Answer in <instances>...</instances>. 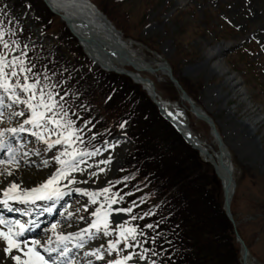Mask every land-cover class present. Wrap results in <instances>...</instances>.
I'll use <instances>...</instances> for the list:
<instances>
[{
  "label": "rangeland",
  "instance_id": "rangeland-1",
  "mask_svg": "<svg viewBox=\"0 0 264 264\" xmlns=\"http://www.w3.org/2000/svg\"><path fill=\"white\" fill-rule=\"evenodd\" d=\"M39 1L0 0V21L4 23L6 29H10L14 33V35H5L4 37L5 40L9 41L11 50H5L0 44V54L7 56L9 60L12 57H19L25 62V68L31 67L32 71L27 73L29 76L27 82L32 81L33 74L40 75L36 71L43 69L42 65L45 63L39 54L31 55L33 52L31 48L35 47V43L45 45L55 43L59 48L64 46L66 50L72 48V51H75L71 57L74 66L83 65V70L92 74L100 72L101 70L94 63H91L87 57L85 58L76 39L70 34L60 17L44 9L42 2ZM91 1L110 19L124 40L134 43V46L129 47V49L136 58L152 65H157L160 59L168 63L176 78L190 93L196 104L215 121L227 145L234 167L237 192L232 209L238 230L249 244L257 263L264 264V0ZM12 41H16L19 47L13 46ZM224 46H230V48L228 50L222 49ZM19 67L17 65L18 72ZM6 71H10V69H6ZM111 76L110 79L102 74L101 78L96 79L94 85L97 84L101 87L103 95L94 99L95 104L90 105L89 108L93 111H87L89 114L92 113L101 118L100 123L104 125H106V121L113 123L120 121V125L123 127L122 133L101 145L93 147L86 144L79 148L83 151L87 150L86 152L94 151L97 154L83 157V159H87L84 161H87L88 164L86 168L82 169L83 171H78L82 174L78 175L79 178L78 176L75 177V180H78L77 183H74L75 188L98 193L103 188H110V192L105 195L111 196L112 193L120 191L117 190L119 186L114 187L117 181L124 179V181L132 183L131 172L134 173L137 170L136 165L139 159L141 163L145 161V158L142 160L141 157L144 153L152 157L156 150L160 154L163 149L166 152L165 156L169 159L170 166L172 163L178 162L184 165L183 168L188 170L187 173L195 182L196 189L201 185L207 192L215 193L216 190L223 204L224 192L216 178L213 179L212 167L203 164L199 159L200 164L195 157L198 154L183 140L181 141L179 135L180 138L170 133L169 127L162 121L156 120V107L142 87L134 84L126 76L116 74H111ZM149 77L165 101L174 104V106L179 103L180 110L171 107L170 110L185 118L195 135L216 151L218 146L211 134V128L191 113L190 106L181 100L179 91L174 87L169 77L161 73ZM9 79L13 87H16L17 80L20 83H25L23 74ZM237 81L240 82L239 85L235 84ZM51 85H55V88H51ZM51 85L48 84L45 87L46 90H51L54 94L59 93L58 91L64 92L67 89L65 84L53 82ZM67 87V91H71V95L78 90L80 94L89 90L88 84L79 85V89L75 88V85ZM2 93L3 90L0 89V94ZM16 93L20 95L21 100L27 99L30 95L29 93H20L18 87ZM93 93L91 91L89 95H93ZM125 95L128 99L134 100L133 109L125 106L126 102H129L121 99ZM77 96H74L73 101L69 100L72 103L67 98L68 102L63 100L62 104L70 116L74 115V117L68 115L69 119L72 121L74 118L86 120V117H80L84 114L83 112L75 111V103L82 101ZM58 98H60L59 95ZM6 104L12 106L4 109V115L0 118V129L18 128L25 119L30 118V110L25 104H12L11 99H6ZM82 108L86 110L88 107L83 106ZM21 111L25 113L24 116L9 118L11 113ZM135 117L136 120H134ZM247 124L252 128L249 129ZM78 125L81 124L78 123ZM156 126L160 131L159 139L155 140L157 143L152 134ZM24 127L29 129V131L20 132L26 139V145L21 153L16 151L14 156L15 158L30 157L33 161L31 164L21 162L19 166L3 168L0 172L11 170L12 175L0 176L4 182L12 178L18 180L16 175L20 172V177L26 188H34L45 182L51 174L60 168L61 165L56 163L52 157L63 151L64 146L57 145L50 151L45 150L43 142L31 135V132L37 131V129L31 125H24ZM130 133L139 138L141 149L137 148ZM80 135L83 142H89L91 136L83 133ZM6 136H4L5 141L7 140ZM51 139L54 140L56 137L52 136ZM164 139L170 145L168 142L165 147H163L165 143L159 144ZM9 141L12 142L13 137ZM18 141L15 139L17 145H22V142ZM151 141H154L156 147H161L160 150L155 148ZM78 144L80 146L82 143ZM9 150L1 156L3 157L2 161L9 157ZM36 150H38V154ZM137 151L139 153L134 154ZM135 155L137 156L136 159ZM63 158L67 159V157ZM172 159L174 160L172 161ZM44 160H48L47 166L43 164ZM2 164L0 163V166ZM144 165L147 169L152 168L150 163ZM18 170L19 172L15 173ZM92 173H96V175H91ZM144 179H148V176ZM80 181H87V183ZM0 186L3 189L7 187L5 184ZM72 194H75L70 197L72 207L66 214H63L70 222L60 225L62 228H57L52 236L69 232L70 229L78 230L86 223L90 227L95 220L92 213L98 210L101 205L107 206V200L103 201L101 195L97 197V203L94 207L95 204L91 203V197L84 195L82 191L70 195ZM193 194L200 196L199 192ZM105 195L103 197H106ZM135 195L127 196L125 201L119 199L120 201L113 205V209L132 208V211L130 213L123 211L115 213L113 211L108 218L109 231L112 234L106 237L101 232L102 239L98 240L94 247H88L90 248L89 252H93L97 248L106 246L107 253L103 260L93 256L101 264H108L107 259L118 260L129 253H141L139 251L141 246L139 249L137 247L127 248L123 241L118 245L117 250L109 248V243L119 238L120 223H123L125 227L137 229L136 241L129 238L127 243L139 242L140 244V241L143 242L139 227L141 223L144 224L147 212L146 206L140 201L145 199L150 204L151 196L148 192L143 191H137ZM72 197H74L73 200ZM191 201V211H193L195 200ZM127 202L130 205L126 206ZM179 204H185L180 208L184 211L186 201L180 200ZM133 216L136 219H132ZM90 217L93 218L86 222ZM73 222L76 224L75 228L69 226ZM233 243L240 263V246L234 240ZM121 248L125 249L126 253H121ZM22 253V251L12 252V256L19 255L21 260L23 257V260H28L26 255ZM4 254V252L0 253V264H15V261L10 258L11 256ZM43 255L48 257L45 252ZM150 262L149 258L140 260L138 256H134L128 264H151ZM167 264H169L168 261Z\"/></svg>",
  "mask_w": 264,
  "mask_h": 264
},
{
  "label": "trees",
  "instance_id": "trees-1",
  "mask_svg": "<svg viewBox=\"0 0 264 264\" xmlns=\"http://www.w3.org/2000/svg\"><path fill=\"white\" fill-rule=\"evenodd\" d=\"M41 4L44 9H47L43 3ZM68 36L70 35L68 34ZM74 52L72 48L71 50H66L64 46L59 48L54 44L49 48L40 47L31 55L39 54V57L45 61L42 65L43 69L36 71V73L40 74L39 78L42 84L51 85V83L56 82L65 84L64 86L67 89V86L75 85V88L79 89V85H89V90L82 92V94L78 90L71 95L70 91L69 95L71 97H68V101L70 99L73 101L74 96L80 94L77 98L79 100L82 99V101L76 100L78 102L74 106L76 112L84 113L80 115L81 118L86 117V120L83 119L84 122H81L82 128L84 127L85 130H88L89 135H94L97 141H101L106 136L114 135L123 129L120 121L118 123L106 121V125H104L100 123L101 118L96 117L92 113L89 114L87 111H93V109L89 108L90 105L95 104L94 99L103 95L101 87L97 86V84L94 85L96 79L101 78L102 74L110 79L112 76L101 71L93 74L89 73L83 70V65L80 67L74 66V63L71 62ZM45 76L48 79H45ZM67 89L65 90L66 92ZM91 91L94 92L93 95H89ZM121 99L129 101L126 102L125 106L134 108V100L128 99L127 95ZM65 101L68 102L67 99ZM83 106L88 108L83 110ZM155 110L156 120L162 121L169 127L170 133L179 137L170 124L159 113L157 114L156 108ZM134 120H136V117ZM103 125L105 126L104 128ZM152 134L154 141L159 139L160 131L157 126ZM130 135H132L137 148L141 149L139 138L132 133ZM165 140L159 142V144L165 143L163 147L167 146L168 141ZM180 140L182 141L181 138ZM154 141H151L153 145ZM168 145H170L169 142ZM154 146L159 150L161 148ZM135 153L138 154L139 152ZM165 155L166 152L163 149L160 154L156 150L155 155L152 157L144 153L141 157L142 160L145 158V161L141 163L139 159L136 165L137 170L134 173L131 172V186L137 188L138 191L148 192L152 198L151 204L148 206L150 208L148 210L149 224L151 223L152 227L150 229L153 232L147 242L149 250L152 252L157 251L155 253L161 256L162 262L160 264H167V261L169 264H240L237 250L233 243V240L235 242L233 229L225 215L218 192L216 190L215 193L207 192L201 185L196 189L195 182L187 173L188 170L183 168L184 165L178 162L172 163L170 166L169 159ZM134 157L136 159L137 156L135 155ZM195 157L199 161L198 156ZM146 163L152 164V168L147 169L144 165ZM140 164L142 165L140 166ZM128 171L130 170L128 169ZM147 176L148 179L145 180L144 178ZM196 192L200 193L199 197L193 194ZM180 200L186 201L184 211L180 208L185 204H179ZM191 200H195L193 202V211H191Z\"/></svg>",
  "mask_w": 264,
  "mask_h": 264
},
{
  "label": "snow or ice",
  "instance_id": "snow-or-ice-1",
  "mask_svg": "<svg viewBox=\"0 0 264 264\" xmlns=\"http://www.w3.org/2000/svg\"><path fill=\"white\" fill-rule=\"evenodd\" d=\"M5 35L11 36L14 35V33H12L10 29H6L4 23L0 21V44L3 45L5 50H11L9 41L4 39ZM12 45L19 47L16 41H12ZM24 63L25 62L19 57H12V59L9 60L7 56L0 54V89L3 90V93L0 94V118H2L4 115V109L6 107L12 106L10 104H6V99H11L12 104H25L31 113L30 118L25 119L20 127L0 129V150L9 148L8 142L3 139L6 133H11L13 136H15V134L18 132L29 131V129L24 127V125H31L33 128L37 129V131L31 132V135L43 142L45 145V150L50 151L57 145L64 146V150L58 155H54L52 157V159L61 165V167L58 168L50 178L41 183L38 187L24 189L23 196L10 195L11 193L20 189L19 184L12 182L10 187L4 192L5 199L2 201L4 204H8L9 200H19L24 203L31 201L34 203L36 200H52L53 198L59 199L62 195H64L60 189V181L69 180V177H71L73 172L83 171L80 168V164L85 162L83 161V157L97 154L94 151L86 152L74 146L77 143H83V138L80 135L83 129L76 128L74 121L68 118V113L64 110V106L61 103L63 97H60V100H57L56 96H58L59 93L54 94L53 91L46 90V87L44 84H42L39 76L33 74L32 81L27 82L29 80L27 73H30L32 69L31 67L25 68ZM17 65L20 66L19 72L17 71ZM6 69H10V71H6ZM20 74H23L25 83H20L17 80L16 87H13L9 78L18 77ZM45 79H48V77L45 76ZM17 87L19 88L20 93L30 94L27 99L21 100L20 95L16 93ZM51 88H55V85H51ZM24 115L25 113L22 111L15 112L11 113L9 118L11 119L13 116ZM53 125L54 127H52ZM52 136H55L56 139H51ZM36 151L38 154V150ZM15 152L16 149H10L8 152L9 159L7 161H0V163L19 164V161L15 159ZM63 157H67V159H64ZM48 163V160L43 161L45 166H47ZM0 175L10 176L12 175V171L6 170L4 172H0ZM91 175H96V173H92ZM69 182L77 183L74 178L69 180ZM80 182L87 183V181ZM64 187H67V185ZM76 191H82L84 195L90 196L91 202L96 204L97 197L99 195L109 193L110 188H103L99 193L88 192L82 189H76ZM118 195V193H115L112 196H106L105 199L107 200V206L105 207V205H101L97 211L92 213V215L96 217V219L91 223L90 227L92 229H96L97 232H102L104 235H111L112 233L109 231L108 219L110 214L113 211H123L129 213L132 211V208L113 209V205L118 203L116 198ZM120 199L122 200L123 198L120 197ZM132 219H136V217L133 216ZM0 224H8V222L3 218H0ZM14 226L18 227V231L15 233L12 232V228ZM148 227H152V225H148ZM24 229L25 225L19 221H16L14 225H8L7 232L0 231V237H2L3 240L7 242V246L3 249V251L6 256H11V259L15 261V264H58V260L52 256L53 253H55L57 257L65 258L61 264H72V261L68 259L69 251L67 247V241L72 238L70 235L57 234L56 243L59 244V247H44L43 250L45 253H48V258H45L44 255H41L40 252L35 251L32 248H29L28 252L25 253L26 256L30 257L28 260H21L19 255L12 256V249L14 247L17 249L20 248V245L13 237L20 236ZM53 229H55V225H53ZM84 232L89 233V238H91L89 230H84ZM140 234L142 235L143 233ZM77 235L83 239L82 234ZM136 236L137 229L135 227H125L123 223H120L119 238L115 241H111L109 243V248L111 250H117L118 245L122 241L125 242V247L127 248L139 247V242L135 244L127 243L129 238H131L132 241H136ZM34 243H39V241H35ZM77 246L83 247V244L81 243ZM148 251V249H143L141 253H129L128 255L122 256L121 259H113L108 261V264H128L129 261L133 260L134 256H138L140 260H147L148 256L146 254ZM86 255L94 256L101 260L105 258L100 248H97L93 252L86 253ZM153 255H156V253L153 252ZM33 257L34 259H32ZM152 264H155V261H153Z\"/></svg>",
  "mask_w": 264,
  "mask_h": 264
},
{
  "label": "bare ground",
  "instance_id": "bare-ground-1",
  "mask_svg": "<svg viewBox=\"0 0 264 264\" xmlns=\"http://www.w3.org/2000/svg\"><path fill=\"white\" fill-rule=\"evenodd\" d=\"M48 2L51 4L53 9L59 13L61 19H64L63 22L67 23L74 30L73 33H75V35L78 36V38L81 40V44L84 46L87 53L92 57L93 59L92 61L94 65H96L98 68L115 69V67H117L121 69L126 68L132 70L133 73L140 74L141 83L147 88H150V85L145 80H149L148 79L149 77L148 76L145 77L143 74H148L149 76H155L156 73H161L162 75L168 76L169 73V71L167 70L168 65L162 59H160V62L157 65H152L145 63L144 61L143 63L140 59L136 58V56L133 55V52L129 49V47L134 46V43L131 41L125 42L126 40H124L122 34L115 28L114 24L109 20L108 17H105V15L97 7H94V4L90 0H48ZM229 48L230 46H224L222 49L228 50ZM155 69L158 70L151 71ZM239 83L240 82L237 81V83L235 84L239 85ZM168 111L171 112L169 109ZM198 111L201 112L199 108ZM170 118L176 121L183 130L185 129V132L186 131L188 132V130H186L187 125L184 126L182 124L183 120L181 116H178L176 113H171ZM199 120L201 121L202 119L200 118ZM247 125L249 129L252 128L249 124ZM193 136L194 135L192 134L191 138L194 140ZM11 138L12 136L10 137V140ZM195 138L196 140L202 142L197 137ZM213 138L215 139L214 136ZM21 140L23 141V137H21ZM215 143L218 146V149L216 151L208 147L207 144L202 143L201 147L208 149L210 155L206 156V160H207L206 163H208L213 168L215 174L218 177L220 173L222 174L224 172L226 166L230 164V157H229L230 153L227 150L228 148L226 144L221 147L217 143L216 139H215ZM24 144L26 145L25 140H24ZM24 144L22 145V147L25 146ZM22 161L26 164H31L33 160L30 157L29 158L25 157ZM87 164H88L87 161L82 162L80 164V168L81 169L86 168ZM8 167L10 168V166H6L4 168H8ZM17 172H19V170L16 171L15 173ZM53 174H51L49 178ZM79 174L82 173L78 171L73 172L71 177H69V180H71L72 178L76 179ZM16 177H18V180H14L12 178L11 180L4 182L2 181V178L0 176V185H4V184L5 186L7 185L5 189H3L0 186V211L4 212L5 214L8 213L5 215L9 222L8 224H12L13 222L11 219V216L13 215H11L12 213L9 211V208L12 205L18 204L19 200H9L7 204L9 208H4L5 204L2 203V201L5 199L4 196L5 190L10 187V184L12 182L19 184L20 189L11 193L10 195L23 196L24 189H31V188H26V185L24 184L22 178L20 177V172L17 173ZM69 180L60 181V189L64 193V195H62L59 199L53 198L52 200H50V204L59 203L57 210L60 208L59 206H62L63 203L66 201V199H68V196H70L71 193L79 192L76 191L77 188H75L74 183L73 184L67 183L69 182ZM65 185H67V187H64ZM38 223H39L38 220H34L33 222H31L30 225L34 227ZM0 231L6 232L2 228H0ZM25 236H31V234L28 232L25 234ZM83 239L80 240L81 243H83ZM35 241L42 242L41 238H36L34 242ZM6 246H7V242L3 240L2 237H0V251H1L0 253L4 252L3 249ZM76 250L77 249L75 248L72 251V253L75 252ZM248 257H249L248 259L249 264H257V261L253 258L252 255H249ZM32 259H34V257Z\"/></svg>",
  "mask_w": 264,
  "mask_h": 264
},
{
  "label": "water",
  "instance_id": "water-1",
  "mask_svg": "<svg viewBox=\"0 0 264 264\" xmlns=\"http://www.w3.org/2000/svg\"><path fill=\"white\" fill-rule=\"evenodd\" d=\"M167 69L169 71L170 80L180 90L183 98L185 100H187L191 104L193 111L198 113L194 102L188 97L187 93L181 87V85L179 84L178 80L173 76L171 69L169 67ZM105 70H107L108 72H113L114 71V72L119 73V74L127 75V76L131 77L133 80H135L137 83H139V84L141 83L140 74H138V73H133V72L127 71L125 69H119V68H115V69H111L110 68V69H105ZM145 81L148 82V84L150 85V88H147L144 85L143 86L147 89V91H148L150 97L152 98L153 102L160 108V110L163 113V115L168 120H170L169 117H168V113L166 112V108H164L163 102H161L159 100V97H158V95L156 93V90H155V87H154L153 83L150 80H145ZM198 115L200 117H202L203 119H205L209 123V125L212 127L213 134L217 137L219 145H221V147H222L224 145L223 140L220 137V135H219V133H218L213 121L206 115H204V116H202V114H198ZM170 121L172 122V120H170ZM181 131L183 132V130H181ZM183 133H185V132H183ZM188 134L190 135V133H188ZM185 138L188 141V143L195 150H197L199 152V154L201 155V158L203 159V161L206 162L207 161L206 160V156L210 155L209 152H208V149L201 147V143L199 141H197L195 138L193 140L191 138V136H190V138H188L187 136ZM218 177L220 178V180L222 182V185H223L224 209H225L226 215H227L228 219L230 220V222L234 226V233H235L236 240H237V242L240 244V246L242 248V264H249L248 263V259H249L248 256L250 255V252H249V249H248L247 245L245 244V241L242 239V237L240 236V234H239V232L237 230V226L235 224V219H234V216H233L232 210H231V205H232V202H233V199H234V196H235V192H236V188H237V184H236V181H235L234 176H233V169H232L231 164L227 165L226 168L224 169V172L222 174L220 173L218 175Z\"/></svg>",
  "mask_w": 264,
  "mask_h": 264
}]
</instances>
